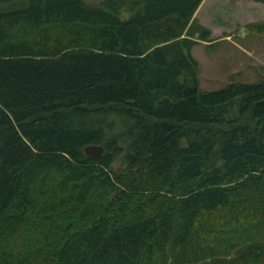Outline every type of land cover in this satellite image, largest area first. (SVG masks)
<instances>
[{
    "label": "trees",
    "instance_id": "1",
    "mask_svg": "<svg viewBox=\"0 0 264 264\" xmlns=\"http://www.w3.org/2000/svg\"><path fill=\"white\" fill-rule=\"evenodd\" d=\"M85 1L0 0V264H264V81L199 90L203 0Z\"/></svg>",
    "mask_w": 264,
    "mask_h": 264
},
{
    "label": "rangeland",
    "instance_id": "2",
    "mask_svg": "<svg viewBox=\"0 0 264 264\" xmlns=\"http://www.w3.org/2000/svg\"><path fill=\"white\" fill-rule=\"evenodd\" d=\"M193 18L211 32V45L199 41L192 49L198 62L200 91L221 90L230 82L264 81V34L246 29L249 23L264 21L263 4L254 0H203Z\"/></svg>",
    "mask_w": 264,
    "mask_h": 264
},
{
    "label": "water",
    "instance_id": "3",
    "mask_svg": "<svg viewBox=\"0 0 264 264\" xmlns=\"http://www.w3.org/2000/svg\"><path fill=\"white\" fill-rule=\"evenodd\" d=\"M84 152L88 156H99L103 153V148L100 145H88L84 148Z\"/></svg>",
    "mask_w": 264,
    "mask_h": 264
}]
</instances>
